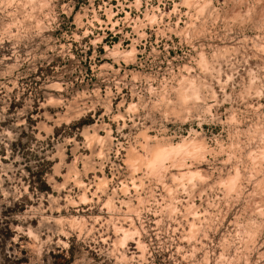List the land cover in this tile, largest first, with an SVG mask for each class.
Masks as SVG:
<instances>
[{"label":"clouds","instance_id":"clouds-1","mask_svg":"<svg viewBox=\"0 0 264 264\" xmlns=\"http://www.w3.org/2000/svg\"><path fill=\"white\" fill-rule=\"evenodd\" d=\"M0 264H264V0H0Z\"/></svg>","mask_w":264,"mask_h":264}]
</instances>
